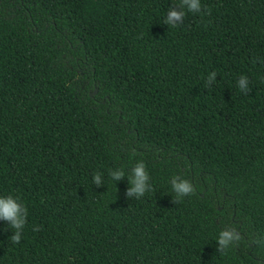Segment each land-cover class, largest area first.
Returning a JSON list of instances; mask_svg holds the SVG:
<instances>
[{"label": "trees", "instance_id": "1", "mask_svg": "<svg viewBox=\"0 0 264 264\" xmlns=\"http://www.w3.org/2000/svg\"><path fill=\"white\" fill-rule=\"evenodd\" d=\"M179 4L0 0V196L27 209L0 264H264V0L163 23ZM140 160L152 190L128 198Z\"/></svg>", "mask_w": 264, "mask_h": 264}, {"label": "clouds", "instance_id": "2", "mask_svg": "<svg viewBox=\"0 0 264 264\" xmlns=\"http://www.w3.org/2000/svg\"><path fill=\"white\" fill-rule=\"evenodd\" d=\"M187 12L199 13L201 12V0H180L179 10L173 7L168 10L167 16L163 23L171 27H176L178 24L182 23ZM216 73L213 71L209 73L207 77V83L209 86L215 81ZM238 87L243 92L247 93L249 91L248 79L246 76H240L238 80ZM109 175L113 181H119L125 177L126 173L122 168H117L115 170H109ZM128 183L130 187L126 190V196L128 198L143 197L146 192L152 190V186L149 183L150 176L146 170V164L143 160L138 161L135 166L131 169V173L127 175ZM93 184L96 186H102L104 180L102 174L97 172L93 175ZM171 186L175 193V202L184 197L193 194V185L187 179H181L180 177H173L171 179ZM27 209L19 202L17 197L12 195L0 196V220L6 221L11 228L16 231L11 236L13 243H19L22 236V230L26 224ZM38 231L39 228L33 229ZM240 240V235L237 233L235 228H227L220 231L217 242V251L223 254L230 246L235 244Z\"/></svg>", "mask_w": 264, "mask_h": 264}, {"label": "water", "instance_id": "3", "mask_svg": "<svg viewBox=\"0 0 264 264\" xmlns=\"http://www.w3.org/2000/svg\"><path fill=\"white\" fill-rule=\"evenodd\" d=\"M95 91H96V90L94 89V91L92 92V94H94V93H95Z\"/></svg>", "mask_w": 264, "mask_h": 264}]
</instances>
